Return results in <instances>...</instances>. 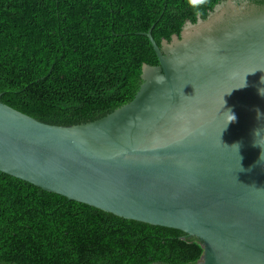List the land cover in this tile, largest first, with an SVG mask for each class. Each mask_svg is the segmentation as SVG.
<instances>
[{
    "label": "water",
    "instance_id": "water-1",
    "mask_svg": "<svg viewBox=\"0 0 264 264\" xmlns=\"http://www.w3.org/2000/svg\"><path fill=\"white\" fill-rule=\"evenodd\" d=\"M144 34L159 64L99 119L49 124L0 101V172L178 229L202 247L194 264H264V14L219 34L190 25L161 47Z\"/></svg>",
    "mask_w": 264,
    "mask_h": 264
},
{
    "label": "trees",
    "instance_id": "trees-1",
    "mask_svg": "<svg viewBox=\"0 0 264 264\" xmlns=\"http://www.w3.org/2000/svg\"><path fill=\"white\" fill-rule=\"evenodd\" d=\"M0 0V101L39 121H94L131 101L144 63L184 28L219 34L264 0ZM244 0H237L243 3ZM194 238L121 218L0 172V264H194Z\"/></svg>",
    "mask_w": 264,
    "mask_h": 264
},
{
    "label": "clouds",
    "instance_id": "clouds-1",
    "mask_svg": "<svg viewBox=\"0 0 264 264\" xmlns=\"http://www.w3.org/2000/svg\"><path fill=\"white\" fill-rule=\"evenodd\" d=\"M188 4L195 8L197 11H201L203 9L204 6L208 5L209 4V0H187ZM228 6L230 8H232L235 12H240L244 9V7H246V0H244L243 3H237V0H229V4ZM246 86V82L244 81V83L237 87V88H240V87H244ZM261 95H264V92H261ZM223 104H224V100H223ZM258 114H261L259 112V110L257 109V116ZM224 118L226 120L225 124H224V127H226V125L230 122H234L236 120V116L234 113H232L230 110L225 112L224 113ZM254 135H255V132H254ZM256 143V142H255ZM257 144V143H256ZM258 145V144H257ZM235 148H236V151L238 153V150H239V144H234ZM260 146V145H259ZM239 155V154H238Z\"/></svg>",
    "mask_w": 264,
    "mask_h": 264
}]
</instances>
